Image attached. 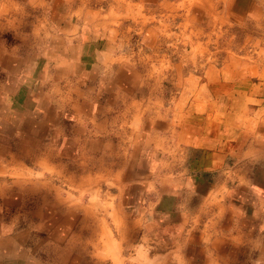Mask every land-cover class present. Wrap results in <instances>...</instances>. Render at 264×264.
Masks as SVG:
<instances>
[{"label": "crops", "instance_id": "obj_1", "mask_svg": "<svg viewBox=\"0 0 264 264\" xmlns=\"http://www.w3.org/2000/svg\"><path fill=\"white\" fill-rule=\"evenodd\" d=\"M26 3L52 25L36 48L0 42V69L21 73L17 99L2 94L0 264H264V59L204 62L199 40L136 31L175 11L199 26L179 35L212 36L264 20V0H0L1 14ZM29 170L50 189L24 186Z\"/></svg>", "mask_w": 264, "mask_h": 264}, {"label": "rangeland", "instance_id": "obj_2", "mask_svg": "<svg viewBox=\"0 0 264 264\" xmlns=\"http://www.w3.org/2000/svg\"><path fill=\"white\" fill-rule=\"evenodd\" d=\"M12 10L11 12L13 13V17H15L16 20H14V18H12L11 21H8L6 18L3 17V13L4 12V8L2 5H0V42L6 41L9 44L15 45V44H19L20 42H25L27 44L28 47H34L36 48V46L39 44H36L35 38H38L36 36L38 29L41 27V23L44 24V30H47L46 27H50L52 25V22L49 20L47 21H39L37 20L36 16L39 17V15H36L37 13L41 12V8L39 9L36 5H33L31 3H26V4H22V6H20L19 4H17V6L13 5L11 6ZM52 7V5L49 6V10L48 12L51 13L50 8ZM7 9V7H6ZM182 10V9H181ZM166 11V10H165ZM180 11V10H179ZM183 11V10H182ZM25 12L26 13V18L25 20L22 19V17H20L19 15ZM161 14L164 12H160ZM168 13V12H166ZM169 14H173L172 18L169 15H165V16H157L156 20L153 19L154 16H152L153 14H147L144 17H141V21L139 23H137L136 26V31H142L143 34L145 35L148 32L149 27H151L152 25H157L158 26V31L157 33L160 34L161 38L160 41L161 42H165V43H169V45H171L169 48L171 50L174 49V45H184V42H188L190 45V42L192 40H196V41H201V45H203L204 43V47L205 48H209V51L211 50V54H206L205 55V60L204 62H206L207 57H209V61L213 62V60H218L217 63L218 65H220L221 60H227L231 61L233 58L238 61L241 60L242 62L244 61H256V60H263L264 59V20H260L258 17L259 15L254 19H252L251 21H246L244 23H237L236 25L230 26L228 24H224L221 25L220 29L221 31H216V33L212 34V36H205V37H183L180 34V31L182 29H187L189 30L191 29H195L196 27L199 28L197 22L195 21H187L185 22V19H182V16L175 15V11L169 13ZM152 16V17H150ZM60 23V22H59ZM64 23H66V21H61L60 25L62 26ZM205 23L201 24L204 25ZM62 28V27H61ZM160 31V32H159ZM168 34V35H165ZM231 33L235 34V36H231ZM37 43H39L37 41ZM142 43V41H141ZM207 45V46H206ZM28 53V52H27ZM234 53V54H233ZM30 54V53H29ZM167 54V53H165ZM229 57V58H227ZM5 74H7L5 77H9L8 75H12L13 78L11 79V81L9 82L4 81L3 78H1L2 82H0V98H1V103H0V118L2 119V123L4 124L5 121H3L5 118L1 117L3 115V110L2 109V104H3V96L2 94L4 93V89H8V91H11V99H14V96L18 97V94H16L19 90V79H20V75L21 73L17 72V73H10L9 71H7L6 73H4V71H2L0 69V77H3ZM34 86H32V91L31 89H29V86H27V93L24 92V94L27 95V99L29 96L34 97L35 94V90H34ZM157 87L160 88V85L157 84ZM16 94V95H15ZM29 103V100H28ZM27 107V106H26ZM36 107V106H35ZM16 108H19L16 105ZM28 108V107H27ZM17 109H15L14 113H17L16 111ZM35 109L33 106V110L31 109L27 112V117H28V122L25 123V125H34L36 122V120H38V118H36L35 115ZM4 118V119H3ZM22 126H24L22 124ZM23 134L20 133V136L23 137L25 135L30 136V133H25L22 132ZM16 136L19 138V134L15 133ZM20 139V138H19ZM36 140V138L34 139V141ZM30 159H32L30 157ZM29 159V160H30ZM31 164L30 166H32L33 168H36V171H38L39 168H37V166H34V162L35 159L30 160ZM47 166H42V168H46ZM34 168V169H35ZM30 172H28L27 175V180L28 182L24 183V186H28L29 190H33V189H44L49 190L51 185L48 186V180H50V175H47V180H45V177L40 175H37L38 172H33L31 170H29ZM30 175H33L32 177H29ZM55 177V176H53ZM26 179V177H25ZM53 179V178H52ZM54 180V179H53ZM43 181V182H42ZM52 181V180H51ZM49 181V182H51ZM61 183V181H55L52 183ZM43 183V185H41ZM36 185V186H35ZM61 189H65L66 187H64L62 184L59 185ZM28 190V191H29ZM27 195V204H33L34 202H31V198L29 197V192L26 193ZM76 201L77 204L79 203H83L84 197H79L76 196ZM35 200V198H34ZM39 198H36V201H38ZM101 199H98L96 196H93V201L92 204L93 206H98L99 202ZM36 204V203H35ZM31 207L34 206H29V209H31ZM36 208V206L34 207ZM33 208V209H34ZM93 210V209H92ZM63 215V217H67L68 213L67 212H63L61 213ZM72 214L70 216V220L72 222H76V223H81V221L86 220L87 218H84V214L83 213V209L70 213ZM30 215L31 213H23V216L26 217V219L28 218L30 220ZM66 219V218H63ZM109 221L113 220L111 216H109ZM111 228L112 230L114 229V225L110 224L109 222V228ZM77 228L75 229L76 232H82L83 230L78 228L81 227L82 225H76ZM64 231L66 233H68V231H72V229H64ZM73 232V231H72ZM68 235V234H67ZM99 235V234H98ZM92 241L94 240V238H91ZM80 243V245H79ZM78 243V249L77 250H82L83 249V243L79 242ZM112 246H107V249H109L111 251ZM82 252V251H79ZM110 253V252H109ZM114 258L118 255L117 252H113L112 253Z\"/></svg>", "mask_w": 264, "mask_h": 264}, {"label": "bare ground", "instance_id": "obj_3", "mask_svg": "<svg viewBox=\"0 0 264 264\" xmlns=\"http://www.w3.org/2000/svg\"><path fill=\"white\" fill-rule=\"evenodd\" d=\"M251 85V84H250ZM70 89V88H69ZM237 103V102H236ZM5 190V189H4ZM12 195V194H11ZM24 204V203H23ZM26 207V206H25ZM38 209V208H37ZM42 210V209H41ZM42 215V214H41ZM40 217V216H39ZM61 217V216H60ZM36 218V216H35ZM37 226V225H36ZM38 228V227H37ZM40 230V229H39ZM42 230V229H41ZM49 231V230H48ZM51 231V230H50ZM49 235V234H48ZM63 235V234H62ZM52 237V236H51ZM60 239V238H59ZM55 250V249H54ZM66 259V258H65Z\"/></svg>", "mask_w": 264, "mask_h": 264}]
</instances>
